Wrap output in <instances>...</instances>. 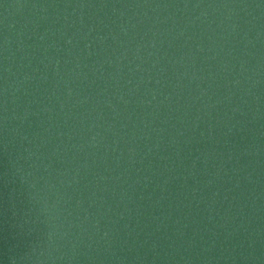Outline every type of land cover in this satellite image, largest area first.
Listing matches in <instances>:
<instances>
[{"label":"water","instance_id":"obj_1","mask_svg":"<svg viewBox=\"0 0 264 264\" xmlns=\"http://www.w3.org/2000/svg\"><path fill=\"white\" fill-rule=\"evenodd\" d=\"M0 264H264V0H0Z\"/></svg>","mask_w":264,"mask_h":264}]
</instances>
